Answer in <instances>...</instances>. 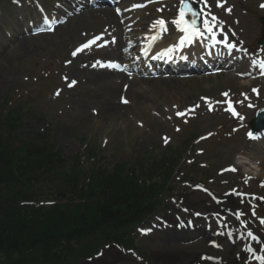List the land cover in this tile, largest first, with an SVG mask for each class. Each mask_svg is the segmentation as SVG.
Instances as JSON below:
<instances>
[{"label": "rangeland", "instance_id": "1", "mask_svg": "<svg viewBox=\"0 0 264 264\" xmlns=\"http://www.w3.org/2000/svg\"><path fill=\"white\" fill-rule=\"evenodd\" d=\"M39 1L47 3L48 9L52 8V0ZM262 2L264 3V0H238L232 14L227 19L222 12L223 10L213 7L212 16L216 24L206 22V26L215 33L219 29L223 34L224 30L225 33L234 37V40L239 39L241 35V38H245L253 44L260 37L261 28H259L258 22L264 18V11H259L258 5ZM12 11L13 8L7 2H0V12H2L0 16V110L4 98L13 90L28 91L32 88L35 77L33 71L46 67L51 68V73L56 82V87L52 88L55 90L53 96L51 95L52 90H50L43 98L29 104L27 112H24L21 118L19 117L20 131L30 134L47 132L50 142L66 158L75 155H80L82 158V156H86V152L90 153V151L94 153V156H97L99 149L101 150L100 159L106 167L112 168L118 164H120V168L125 167V165L134 166L140 156L150 149L149 147L159 145L158 135L164 129L158 121L146 113L145 108L161 113L158 110L159 107L165 110L168 105L174 103L173 108L179 106L178 111L180 113L193 119L192 122L197 121L196 126L201 132H215L210 140L198 147V149L203 150V156L198 161L205 168H199L197 171L198 167H192L195 178L199 179L206 175L215 178L212 187L219 183L218 191L220 193L230 190L232 187L249 191V188L243 184L245 176L241 175L240 171L235 175L224 174L220 178H217L216 174L223 167L235 165V155L242 149L241 146L245 142L247 129L245 130L243 126L247 125L253 115L264 107V79H256V76H251L252 72L257 74L256 63L264 61V57L258 56L249 61L247 68L253 70L252 72L249 70L251 75L244 79H240L244 69L235 73L227 72L220 77L191 78L164 94L155 93L153 90L159 91V87L166 85L154 84V89L151 88L149 93L144 94L146 99H143V102L146 104L139 105L138 108L133 105V99L136 98L138 92L143 89L148 90L150 86L148 84L140 86L137 81H133L127 93H121V88H119L117 91L115 89V94L110 97L114 103L119 101V96L124 97L131 105L120 108L122 110L112 111L111 119L102 118V114L98 118V116L93 117L91 112L92 108H96L99 103L87 98L81 102L82 95L78 91H69L72 67H65L64 64L68 59L65 52L82 41V35L91 33L90 31L93 29L94 32L99 31L105 26L106 19H96L98 17L97 12L86 11L83 13L84 15L69 20L67 25L59 28L53 35L32 37L23 35L22 38L17 30L12 29L16 23L14 18H10ZM90 14L92 15L91 18H89ZM91 19L94 20V26H88ZM142 19L146 20L145 14H143ZM4 31L10 35L8 36ZM246 44L250 45L249 43ZM75 65L78 66L79 62ZM151 86L153 87V85ZM97 87L101 91L93 94L101 96L103 88ZM251 88L259 89L258 98L251 95ZM228 90L235 92L234 98L231 100L235 104L233 108L240 115L237 119L231 118L224 101V94ZM35 91L36 89L34 93ZM208 104L214 108L211 117L204 116L206 114L205 107ZM139 109H141L144 117L141 112H138ZM100 112L102 113V111ZM142 119L146 126L150 127L151 132H153V126H157L158 131L148 134L138 129ZM147 119H151L154 124L147 123ZM104 139L107 144H102L104 149H100ZM259 167L264 168V163ZM129 171H133V168ZM259 179L264 180V172L261 174L259 172L257 180ZM252 188L253 190L249 193L264 198V189H257L256 185H252ZM191 198L202 201L204 196L196 194ZM173 215L176 217L178 213H173ZM63 229L64 225L61 230ZM84 248L87 249L86 246ZM158 248L164 249L158 244H143L142 252L150 261L149 263L162 264L163 260H158L154 256L155 250ZM187 250L200 252L204 251V247L203 244H196V246H189ZM234 250L236 249L234 248ZM232 251V249H225L223 252L232 253ZM28 253H30L29 250ZM223 255L225 258H229L228 255ZM29 256L30 254L27 258L28 262L31 258ZM122 256L113 264H137L131 257ZM52 258V256H48V259ZM15 259L16 257L7 258L5 255H1L0 263L15 264ZM21 262L22 260L19 259L17 264H21Z\"/></svg>", "mask_w": 264, "mask_h": 264}, {"label": "trees", "instance_id": "2", "mask_svg": "<svg viewBox=\"0 0 264 264\" xmlns=\"http://www.w3.org/2000/svg\"><path fill=\"white\" fill-rule=\"evenodd\" d=\"M17 123L16 111L0 117V254L16 257L15 264L19 259L21 264H42L41 252L43 263L58 258L60 264L63 253L53 245L60 239L119 240L120 233L151 212L153 205L146 193L153 187H138L120 167L106 175L96 166L98 162L89 165L87 173L67 170L72 164L67 165L40 142L43 136L19 138ZM61 179H66L63 186L58 183ZM42 185L55 188V195L74 196L75 204L48 209L17 206L19 201L34 200L36 188Z\"/></svg>", "mask_w": 264, "mask_h": 264}, {"label": "bare ground", "instance_id": "3", "mask_svg": "<svg viewBox=\"0 0 264 264\" xmlns=\"http://www.w3.org/2000/svg\"><path fill=\"white\" fill-rule=\"evenodd\" d=\"M103 72H99L97 74H95V78L97 81H101L102 79H105V75L102 74ZM74 75L76 76H79L78 74H76V72L74 73ZM177 84H181L179 82H176ZM175 85H172V87H174ZM108 90H105V92H107ZM166 91V90H165ZM162 93V92H161ZM112 94V91H109L107 92V97L110 96ZM164 94V93H162ZM137 95V94H136ZM105 98L106 101L104 102V105L106 107L103 108L102 110V118H105V119H111V112L114 111L117 107H115V109L112 108L111 104H109V101H108V98ZM136 99H138V97H136ZM140 99L143 100V97L140 96ZM139 100V99H138ZM81 102H84V96L81 98ZM144 104V103H142ZM140 105V104H139ZM138 108V107H136ZM141 139H143V137H141ZM138 141V140H137ZM139 142V141H138ZM255 143H250L248 141L245 142L244 144V150H245V153L242 152L241 155L246 157V151L248 150V146L249 145H253ZM257 147H258V154L260 155H263L264 156V150H262V145L261 144H257ZM254 152H256V150L254 149L253 151H249V156L254 154ZM244 157V158H245ZM241 159V158H239ZM245 162V160H244ZM250 163H251V160H250ZM243 170L242 171H250L252 175L256 174V171L247 167L246 165H242L240 166ZM246 167V169H245ZM261 173L264 172V168H260L258 170ZM257 171V172H258ZM250 174V176H251ZM261 180V179H260ZM252 182H255V181H252ZM251 185H254L253 183ZM231 205H235V203H231ZM43 253V252H42ZM194 252L192 251H189L186 249H181V248H170L169 246L168 247H165L164 249L162 248H158L155 250V254L154 256L158 258V260H163L162 261V264H189V263H192L195 261L194 259ZM106 258L105 260H103L102 262H100L99 264H110V260H113L115 259V255H117L116 253H114V251H110V252H107L106 253ZM42 264H45V263H42ZM50 264H59V262H53V263H50ZM226 264H237V261H233V262H227Z\"/></svg>", "mask_w": 264, "mask_h": 264}]
</instances>
